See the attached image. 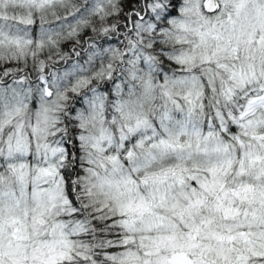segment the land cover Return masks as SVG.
<instances>
[{
	"label": "snow or ice",
	"instance_id": "1",
	"mask_svg": "<svg viewBox=\"0 0 264 264\" xmlns=\"http://www.w3.org/2000/svg\"><path fill=\"white\" fill-rule=\"evenodd\" d=\"M129 2L0 0V264H264V0Z\"/></svg>",
	"mask_w": 264,
	"mask_h": 264
},
{
	"label": "trees",
	"instance_id": "2",
	"mask_svg": "<svg viewBox=\"0 0 264 264\" xmlns=\"http://www.w3.org/2000/svg\"><path fill=\"white\" fill-rule=\"evenodd\" d=\"M125 2V10L127 11L130 7L131 4L129 0H124ZM94 34L89 30L83 33V40L81 45H76L75 47L77 48V51L80 52V56L77 57L74 53L71 52V49L74 47V44L72 42H66L63 45V50L67 53L70 54L71 59L67 61V63H64L63 61L57 65V67L61 68L63 70L65 67L68 65L74 63V62H79L81 64H84V62L87 60L88 54L91 51L87 47V41L88 37L93 36ZM122 37H117L115 35H112L111 37L108 36H98L95 37L94 42L97 44V46L102 45L103 47H122L120 44V40Z\"/></svg>",
	"mask_w": 264,
	"mask_h": 264
}]
</instances>
